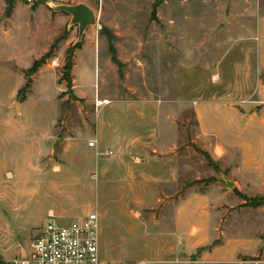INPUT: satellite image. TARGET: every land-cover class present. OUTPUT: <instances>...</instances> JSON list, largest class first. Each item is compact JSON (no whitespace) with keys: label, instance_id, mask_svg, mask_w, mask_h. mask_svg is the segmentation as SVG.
Here are the masks:
<instances>
[{"label":"rangeland","instance_id":"1","mask_svg":"<svg viewBox=\"0 0 264 264\" xmlns=\"http://www.w3.org/2000/svg\"><path fill=\"white\" fill-rule=\"evenodd\" d=\"M78 3L67 92L78 26L51 6ZM263 126L264 0H0V264L91 213L109 264H264ZM165 156L183 183L143 203L128 165Z\"/></svg>","mask_w":264,"mask_h":264},{"label":"built area","instance_id":"2","mask_svg":"<svg viewBox=\"0 0 264 264\" xmlns=\"http://www.w3.org/2000/svg\"><path fill=\"white\" fill-rule=\"evenodd\" d=\"M88 147L95 149L96 142H89ZM101 154L111 155L112 151L105 149ZM97 221V213L63 225L50 216L33 230L27 251L9 264H109L100 255Z\"/></svg>","mask_w":264,"mask_h":264},{"label":"crops","instance_id":"3","mask_svg":"<svg viewBox=\"0 0 264 264\" xmlns=\"http://www.w3.org/2000/svg\"><path fill=\"white\" fill-rule=\"evenodd\" d=\"M236 128H239L241 129V132H246V133H253L252 129L259 130L258 127L248 126L247 124L240 126L236 125ZM261 131L262 133L264 132V126L260 129V132ZM2 164L4 163L0 162V165ZM184 164L185 163L183 162V159L179 160L178 158H175V156H165L159 159L147 158L144 159L143 162L138 165L129 164L128 173L130 174L129 176L130 179L133 178L132 181L133 180L140 181L141 178L140 175H143L144 180H146L148 184L144 183L143 187L140 189H136V186L139 184L134 185L131 182L128 185L132 189V191L135 192V194H137L136 190L151 189V192L148 194V196L152 197L151 201L148 200L146 196H143L144 193L140 195H136L144 198V200H142L143 203H151L153 201V197L158 196L159 194L167 195L169 194L167 192L175 189L176 187L179 186V184L181 185V183H183ZM247 169L248 168H246V170ZM240 170H243V168ZM233 185H235L234 181H233ZM237 185L240 186V183H237ZM157 201H159V199ZM18 254H24V252H21L19 250ZM2 261H7V260H4L2 258Z\"/></svg>","mask_w":264,"mask_h":264},{"label":"trees","instance_id":"4","mask_svg":"<svg viewBox=\"0 0 264 264\" xmlns=\"http://www.w3.org/2000/svg\"><path fill=\"white\" fill-rule=\"evenodd\" d=\"M81 42L75 43L67 52V56L65 59V63L63 65V72L62 77L66 80V86H67V92H71L72 90V68L74 66L73 61V50L80 47ZM55 47V44L51 46V48L40 58L34 60L33 64L30 68L25 72V83L21 89L18 90V97L21 101H23L25 92L30 89L32 78L31 76L39 71V69L46 64L47 60L53 56V48ZM115 60V59H114ZM24 94V95H23ZM254 201V202H253ZM264 204V200H252V203L250 202L249 205H252L254 207H258L260 205Z\"/></svg>","mask_w":264,"mask_h":264},{"label":"water","instance_id":"5","mask_svg":"<svg viewBox=\"0 0 264 264\" xmlns=\"http://www.w3.org/2000/svg\"><path fill=\"white\" fill-rule=\"evenodd\" d=\"M55 12H63L71 16L70 24L78 26V41L79 43L89 26L96 25L97 20L94 11L85 3L78 4H57L51 6ZM228 187H233V181L224 177Z\"/></svg>","mask_w":264,"mask_h":264}]
</instances>
